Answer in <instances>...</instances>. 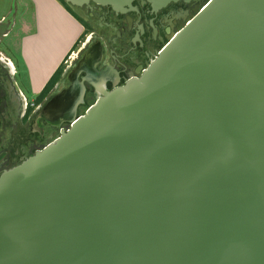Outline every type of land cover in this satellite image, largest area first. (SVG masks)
Wrapping results in <instances>:
<instances>
[{"label":"water","instance_id":"95a60500","mask_svg":"<svg viewBox=\"0 0 264 264\" xmlns=\"http://www.w3.org/2000/svg\"><path fill=\"white\" fill-rule=\"evenodd\" d=\"M76 92L69 127L0 177V264H264V0H210L73 118Z\"/></svg>","mask_w":264,"mask_h":264},{"label":"flooded vegetation","instance_id":"af4514ba","mask_svg":"<svg viewBox=\"0 0 264 264\" xmlns=\"http://www.w3.org/2000/svg\"><path fill=\"white\" fill-rule=\"evenodd\" d=\"M209 1H178L155 9L145 0H135L124 12L95 4L73 8L81 19L85 40L63 61L67 66L52 95L38 104L29 102L17 67L0 52V177L69 127V121L57 122L56 110L70 104L75 91L84 88V98L78 101L73 118L94 105L103 89L112 91L140 78L172 37ZM52 100L54 108H47Z\"/></svg>","mask_w":264,"mask_h":264},{"label":"crops","instance_id":"0c3cea01","mask_svg":"<svg viewBox=\"0 0 264 264\" xmlns=\"http://www.w3.org/2000/svg\"><path fill=\"white\" fill-rule=\"evenodd\" d=\"M8 16H12L10 21ZM56 25L62 26L63 35H70L72 40L64 50L60 62L49 75L39 73V70L33 71L29 60L31 50L39 43V38L44 34L47 35V32L52 31L53 26ZM83 31L81 23L58 0H0V41L9 39L13 42L15 38L19 39V43L14 44V47L17 45L18 49L20 48V55H25L30 71L28 77L30 91L36 97L44 91L66 56L81 38Z\"/></svg>","mask_w":264,"mask_h":264},{"label":"rangeland","instance_id":"374dc122","mask_svg":"<svg viewBox=\"0 0 264 264\" xmlns=\"http://www.w3.org/2000/svg\"><path fill=\"white\" fill-rule=\"evenodd\" d=\"M12 19V16H8V21ZM83 27V26H82ZM85 34L83 33L79 42L73 49H79L82 46V42L85 40ZM66 36V37H65ZM70 35H63L62 26H53L52 31L47 32V35L44 34L39 38V43L31 50L29 55V60L32 66V70H39V73H44L49 75L52 70L55 68V65L60 62L61 57L64 53V50L69 46L72 38ZM69 41V42H68ZM19 39L15 38L13 42H10L9 39H4L0 44V52L11 59L17 70L19 72V82L22 86V89L27 95L29 102L38 104V96L36 97L31 93L29 86L28 77L30 76L29 66L26 63L25 55H20V48L18 49L17 45L14 47V44H18ZM67 59V56H66ZM66 62L62 65V73L66 69ZM23 78L25 79L23 81ZM58 83V82H57ZM56 83V85H57ZM55 85V86H56ZM54 86V88H55ZM54 88L49 92V94L44 98L49 99V97L54 92ZM33 100H37L32 102ZM43 100V101H44Z\"/></svg>","mask_w":264,"mask_h":264},{"label":"trees","instance_id":"16d2710c","mask_svg":"<svg viewBox=\"0 0 264 264\" xmlns=\"http://www.w3.org/2000/svg\"><path fill=\"white\" fill-rule=\"evenodd\" d=\"M63 7L78 21H81V19L75 14V12L67 5L64 1H59ZM62 75V65L59 67V69L56 71L54 76L51 78L47 86L45 87L44 91L38 96V103L43 102L44 98L49 94V92L54 88L56 83L60 80Z\"/></svg>","mask_w":264,"mask_h":264}]
</instances>
